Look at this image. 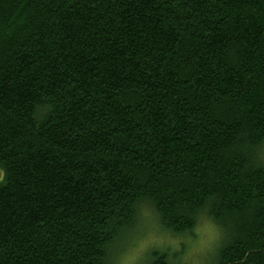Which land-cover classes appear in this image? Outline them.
<instances>
[{
  "label": "trees",
  "instance_id": "1",
  "mask_svg": "<svg viewBox=\"0 0 264 264\" xmlns=\"http://www.w3.org/2000/svg\"><path fill=\"white\" fill-rule=\"evenodd\" d=\"M145 207L264 264V0H0V264H112Z\"/></svg>",
  "mask_w": 264,
  "mask_h": 264
},
{
  "label": "clouds",
  "instance_id": "2",
  "mask_svg": "<svg viewBox=\"0 0 264 264\" xmlns=\"http://www.w3.org/2000/svg\"><path fill=\"white\" fill-rule=\"evenodd\" d=\"M215 239V231L209 232L206 236L202 231L200 238L193 240L187 233H172L169 229H158L146 234L142 238L141 243L144 245L155 244L161 251L168 249L166 259L169 261V264H204L208 253L214 249ZM181 240L187 243V248L181 255L173 258L172 253L177 252ZM124 259L125 257L121 255L119 264Z\"/></svg>",
  "mask_w": 264,
  "mask_h": 264
},
{
  "label": "rangeland",
  "instance_id": "3",
  "mask_svg": "<svg viewBox=\"0 0 264 264\" xmlns=\"http://www.w3.org/2000/svg\"><path fill=\"white\" fill-rule=\"evenodd\" d=\"M149 210V216L146 217L145 219H148L149 221H154L155 223L154 224H150V228L152 231H155V230H163L160 225L157 223V220L155 219V214L153 213V211L151 209H148ZM143 217V211L140 213V215L136 218L135 220V225L126 231V233L120 237V240H118L119 242L118 243H115V245L111 248L112 249V252H113V255L115 256V253L117 252V256L115 257V260L114 262H112V264H119L120 262V257H121V254L122 252L125 250V247L128 243V237L129 235H132V238L133 239H138L140 236H144L146 235L147 233V229H144V230H137L136 229V226L141 222V218ZM197 228H200L202 229V231L204 232L205 236L211 232V231H215L216 233V239L214 241V249L212 252L208 253V257L207 259L204 261V264H208L210 259H211V256L214 254L215 250H216V247L217 245L221 242L222 240V234H223V231L222 229H218L217 225L209 219V217H207V215H202L200 217V220L198 222V225H197ZM196 228V229H197ZM135 230V231H134ZM138 233V234H137ZM198 236V233L197 231H195V234L194 236H192V239L195 240ZM180 247H181V252L178 253V252H173L172 253V257L175 258L179 255H181L184 251L185 248H187V245L184 243L183 240L180 241ZM153 250H156V251H159L160 249L159 248H153L151 250V252ZM161 251V250H160ZM159 251V252H160ZM163 252H167L168 254V249H165ZM113 259V258H112ZM148 261V260H147ZM145 261V263L147 262Z\"/></svg>",
  "mask_w": 264,
  "mask_h": 264
},
{
  "label": "snow or ice",
  "instance_id": "4",
  "mask_svg": "<svg viewBox=\"0 0 264 264\" xmlns=\"http://www.w3.org/2000/svg\"><path fill=\"white\" fill-rule=\"evenodd\" d=\"M148 216H149V210L147 209V207H145V209L143 210V217L141 218V222L136 226L137 230L147 229L146 234L152 232L150 228V224L155 223L154 221H149L148 219H145ZM196 231L198 233L196 239H199L202 233V229L197 228ZM144 236H140L138 239H133L132 235H129L128 243L125 247V250L121 254L125 257V259L121 261V264H145V261L149 260V258L151 257V250L153 248H158V246L155 244H147V245L142 244L141 241ZM184 243L187 245L185 241ZM177 252L178 253L181 252V247L177 249Z\"/></svg>",
  "mask_w": 264,
  "mask_h": 264
}]
</instances>
